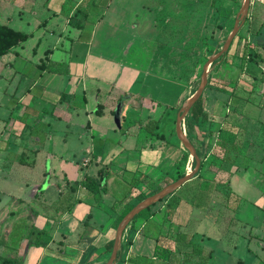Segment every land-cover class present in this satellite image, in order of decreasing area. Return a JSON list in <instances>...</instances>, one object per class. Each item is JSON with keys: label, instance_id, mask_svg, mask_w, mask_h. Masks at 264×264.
Instances as JSON below:
<instances>
[{"label": "crops", "instance_id": "obj_1", "mask_svg": "<svg viewBox=\"0 0 264 264\" xmlns=\"http://www.w3.org/2000/svg\"><path fill=\"white\" fill-rule=\"evenodd\" d=\"M130 1L0 0V26L28 35L0 57V83L9 82L0 96V196L5 199H0V264H105L125 207L175 182L177 165L187 154L176 138L175 120L177 108L192 95L191 77L184 75L189 28L175 40V0L166 1L161 22L124 10ZM144 22L162 37H149ZM254 38L250 33L235 57L233 42L228 60L216 69L215 86L202 97L208 119L193 134L204 147L211 135L212 144L200 177L173 193L178 205L171 222L164 221V207H156L148 223L136 224V232L126 227L122 238L133 233L132 242L117 264H264V63L252 66L243 55ZM128 40L136 42L135 51ZM250 48L264 61V49ZM148 49L154 54L152 69L142 64ZM148 119H160L152 135L141 125ZM191 163L188 156L185 174ZM15 169L35 176L12 179L21 183L19 195L7 185ZM237 176L238 193L230 186ZM85 177L102 179L104 191L89 193ZM214 195L221 200L215 222L225 234L208 248V238L188 225L193 210L208 216L211 205L203 202ZM232 225L241 229L242 249ZM165 229L172 240L186 234L185 252L194 245L201 254L179 255L174 241L162 245ZM36 231L44 232L39 246H29ZM162 248L170 259L158 256ZM238 248L242 254L234 257Z\"/></svg>", "mask_w": 264, "mask_h": 264}, {"label": "rangeland", "instance_id": "obj_2", "mask_svg": "<svg viewBox=\"0 0 264 264\" xmlns=\"http://www.w3.org/2000/svg\"><path fill=\"white\" fill-rule=\"evenodd\" d=\"M166 1L167 0H158L157 2H155L154 0H139V1L132 0V2L131 1L125 2L123 5L121 4V2H119L118 5L119 6L120 5L126 6V7H124V10H126L127 12L138 13V15L140 17L146 16V17H148L147 19H150V17L151 18H158V21L161 22L163 17H166L165 15H166V11L168 9V8H166V4H165ZM116 2H117V0H116ZM242 3H243V0H175V8L173 9V10H175L174 14H173L174 20H171V22L173 21V23L175 25L174 26V28H175V37H174L175 40L176 41L182 40L181 32L183 30L185 32L189 28L188 36H189V43H190V47H191L190 48V57H189L190 60H189V66L187 64H185L186 67H189V72L188 73L185 72L184 75L185 76L187 74L190 75V77H191L190 83H191V90L192 91L194 89L198 88L203 66L205 65V63L207 62L209 57L211 55L217 53L218 51H220V49L223 46L224 41L226 40L228 35L231 33V31L235 25V21L237 19L239 11L241 9ZM167 6L169 7V4H167ZM171 9L172 8L170 7L169 11ZM155 11H158L159 13H155ZM129 14H127V17H126L127 20L131 19V16H129ZM149 21H152V20H149ZM158 21H157V24L159 26H161L160 22H158ZM138 23H140V22H138ZM150 25L151 24H148V22L147 23L144 22L142 24V27L144 28V30L146 29L145 32H149V37H157L159 35H161V37H162V34H160V32H157L158 30L152 31V28ZM139 28H140V26H139ZM259 29H261V35H262V39L264 41V9L262 7H259V6L258 7H256V6L250 7L249 6V11L246 15L244 25L240 28L239 32L236 34V36L234 38L233 42H235V44H234V47H233L230 55L233 54V56H234L236 51L238 50L239 46H242V49H243L244 45L246 44L245 41H247L248 35L250 33L254 34ZM164 39H165V37L163 36V40ZM130 41L131 40H128L127 43L129 46H131V45L132 46L128 47V48H130V51L131 50L135 51L133 48V45L135 46L137 44H136V42H133V44H132V41L131 42ZM146 52L142 51V53H143L142 54L143 67H147V68L152 69L153 67L151 66V64H152V62H154V59H153L154 54H152V51L150 49H148V51H146ZM227 60L228 59L225 56L217 65H215L209 69V74H208L209 75V81L207 80V84H206V87L202 93V97L204 96L205 92L209 93L211 88H213L215 86L216 82L214 79L217 78V76L215 74L216 69L221 63H223L224 61L226 62ZM149 63H151V64H149ZM263 63H264V61L259 62L256 65H258V64L262 65ZM250 64L252 66L254 65L253 63H250ZM256 65H254V66H256ZM263 68H264V65H263ZM18 79H19V73H17L15 75L13 83L18 81ZM6 83H9V82L4 81L3 83H0V96H1V92L4 89H7ZM13 83H12V85H13ZM12 89H13L12 87H8V92ZM180 107L181 106H179L177 108V110H179ZM59 125H61V124H59ZM228 128H229V130L234 128L233 130L236 131V127L234 125H230V126H228ZM186 137H187V135H186ZM190 138H192V139L194 138L193 129H191V131H190ZM211 139H212V137H211ZM260 153L261 152H259V150H256V152L254 154L258 155ZM78 155H80V154H78ZM13 177H15V178H11V181H9L8 182L9 184H7V185L13 187L12 192L19 195V194H21V191H20L21 188L19 189V187L21 186V183L19 181H14L12 179H24V178L26 179L27 177H28V179H33L35 176L34 175L33 176H29V175L25 176L24 172L17 171L15 169V175H13ZM237 177H234V179L231 181V184H230V186L233 188V190L236 193H238L237 186H236L237 185L236 179H239V176H237ZM201 178L204 179L203 176H201ZM224 179H226V176H224ZM0 185L3 186V184H0ZM4 186H6V185H4ZM235 186H236V190L234 189ZM243 191H244V189L241 192H243ZM168 197H166V198L160 200L159 202H157L156 204L152 205L150 209L152 210V209H155L156 207H160V208L164 207L166 202L169 200ZM0 199H1V203H3V201L5 200L1 196H0ZM211 200H212V203H209V202H211ZM211 200L203 202V204L205 203L206 205H211L210 208L207 209L208 216L205 215L204 212L202 213L199 210H193L192 218H191L190 223L188 225V229L192 233L198 234V235H203L206 238H208L206 245H205L208 248L218 246L221 242V236H222L221 234H225V233H221L220 228L222 227V223L221 224L216 223L215 217H214V215L217 213V209H218V211H220V209H221L220 203H219V201H221V200H220L219 196H218V198H215V195L212 196ZM205 204H204V206H205ZM224 218L225 217L220 216V217H218V221L223 222ZM178 223L181 224L182 221L178 220ZM231 228L233 230H236V233H237V235L234 238L235 243L237 244L238 247L243 246L244 240L239 235V234H242L239 231V230H241L240 227L234 228V226L232 225ZM132 236H133V233H131L128 237L130 238ZM128 237L127 238L125 237V239L127 240ZM161 237H163L161 239L162 240L161 242L163 244L162 243L161 244L165 245L166 243L173 241L172 238L174 237V235H173V233H169L168 230L165 229L164 230V236H161ZM241 249H242V247H241ZM241 249L238 248L236 251H234V257H240L241 256V254H242ZM159 253H160V251H159ZM226 260L229 261V263H230V258L226 259ZM212 264H214V261L212 262Z\"/></svg>", "mask_w": 264, "mask_h": 264}, {"label": "trees", "instance_id": "obj_3", "mask_svg": "<svg viewBox=\"0 0 264 264\" xmlns=\"http://www.w3.org/2000/svg\"><path fill=\"white\" fill-rule=\"evenodd\" d=\"M254 37H255L254 40L252 42H250L249 44H247V47L245 48L243 55L245 56V60L247 62L257 64V63H259V61L261 59L259 58V55L252 48H250V46L253 45L256 48L264 49V41L262 39L261 29L257 30L254 33ZM27 39H28V35H26L24 33L14 31V30L6 27V26H0V57L8 54L13 48L19 46L20 44L25 42ZM233 41H232L230 47L232 46ZM230 47H229V49H230ZM227 54H228V52L225 53L224 56H222L217 62H215L213 64V66L217 65L223 59V57H225ZM208 81H209V76H208ZM195 91H196V89H194L191 94H193ZM178 111L179 110H177V112ZM207 119H208V114L204 113V111H203V98L201 96L197 100V102L193 105V107L189 111V113H188V115L184 121V130H185V133L187 135V139L192 144V146L195 148L197 156L199 157V159L201 161L199 172L194 176V178L200 177V172H201V169L203 166L204 159L209 154V150L211 148L212 139H211V135H210L209 136L210 138H208L207 144L205 143V147H204V143L201 140H199L197 137L193 138V139L190 138V131H191V129H193V131H194L195 127L199 126V124H203L204 122L207 121ZM159 122H160V119H157V120L148 119L146 122L141 123V125H142V128L144 130H146L147 133L152 135L155 132V130H157ZM159 138H162V137H159ZM188 156H189L188 154H185L181 158L182 163L177 165L176 171L172 177V179L174 181L180 179L181 177H183L185 175L183 163L186 162ZM213 161H214V158L212 157L211 164L213 163ZM194 166H195V162L192 161L191 169H193ZM170 183L171 182H167L164 186H167ZM102 184H103L102 179L96 180V179H91L89 177H85V179H84V187L88 190L89 193L93 194L94 196H96V195H98L104 191ZM161 189L162 188L155 189L151 194H155V193L159 192ZM145 198H146V195L141 194L137 197L134 204H128L125 207L122 214L117 218L116 226L125 217V215H127L132 210V208L137 203L141 202ZM168 199L169 200L166 202V204L164 206V217L163 218H164V221L171 222L172 217L174 215V212H175L177 205H178V200L176 198H174L173 194L170 195L168 197ZM150 208L151 207H148L145 210L141 211L130 222L128 227H130V229H132L133 232H136V230H137L136 224L138 222H140L141 224H143L145 222L146 223L149 222V219L152 216ZM33 234L35 235L36 240L35 241L29 240L28 244H29V246L38 247L39 246V240L43 236L44 232L43 231L42 232L36 231ZM128 236H126V238ZM131 240H132V237H130V238L128 237L127 240L125 238H122L121 248L117 253V259H116L115 264H117L119 262V259L121 258L123 251L127 250L129 248V246L131 245V242H132ZM173 241L177 245L176 253H178L179 255H182V256L187 253V252H185L186 243H188L190 241V238H188L186 234L177 233L176 237ZM112 245H113V241H110L108 243V247H107L108 253L111 252ZM159 251H160V253H159ZM187 254H192L194 256L199 255V254H201V250L198 249L197 247H195L194 245H192L191 253H187ZM158 256L160 258H162L163 260L170 259L168 250H165V249H162V250L159 249L158 250ZM203 258H205V257H203ZM208 258H209V255L206 256V259H208ZM2 264H12V263H10L9 261L3 260Z\"/></svg>", "mask_w": 264, "mask_h": 264}, {"label": "water", "instance_id": "obj_4", "mask_svg": "<svg viewBox=\"0 0 264 264\" xmlns=\"http://www.w3.org/2000/svg\"><path fill=\"white\" fill-rule=\"evenodd\" d=\"M249 6H250L249 0H243L241 9L239 11L237 19L235 21V25L231 33L228 35V37L224 41L223 46L220 49V51H218L217 53L209 57V59L203 66L198 88L190 97H188L182 103L179 111L177 112L176 120H175V135H176L177 140L181 144L182 148L189 154L191 160L195 162L194 168L190 170L188 173H186L180 179L165 186L159 192L139 202L136 206L132 208V210L127 215H125V217L119 222L117 226L112 251H111L109 259L107 260L105 264H115L117 253L120 250V246H121L122 234L124 230L126 229V227L129 225V223L133 220V218L136 215H138L141 211L145 210L146 208L151 207L152 205L156 204L160 200L175 193L182 185H184L186 182L193 179L194 176L199 172L201 161L199 157L197 156L195 148L192 146V144L189 142V140L186 137V133L184 130V121L189 111L193 107V105L202 96V93L207 84V80L209 76L208 75L209 69L213 67V64L217 62L222 56H224L225 53H227L236 34L239 32L240 28L244 25L246 15L249 11Z\"/></svg>", "mask_w": 264, "mask_h": 264}, {"label": "built area", "instance_id": "obj_5", "mask_svg": "<svg viewBox=\"0 0 264 264\" xmlns=\"http://www.w3.org/2000/svg\"><path fill=\"white\" fill-rule=\"evenodd\" d=\"M250 7H262L264 9V0H249Z\"/></svg>", "mask_w": 264, "mask_h": 264}]
</instances>
